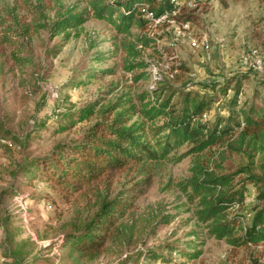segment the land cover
I'll use <instances>...</instances> for the list:
<instances>
[{"label": "rangeland", "instance_id": "obj_1", "mask_svg": "<svg viewBox=\"0 0 264 264\" xmlns=\"http://www.w3.org/2000/svg\"><path fill=\"white\" fill-rule=\"evenodd\" d=\"M180 7L179 13L193 20L168 18L148 31L157 41L137 59L148 68L136 71L146 76L135 83L123 68L125 52L116 49L110 24L91 19L69 29L68 39L53 28L65 10L88 8L86 0H0V264H254L260 259L261 247L237 251L209 236L210 223L200 220V199L189 196L188 179L195 160L218 175H232L233 190L243 193L244 201L231 208L230 218H243L246 227L264 207L250 178L264 179V153L253 158L216 146L197 158L185 146L169 155H182L180 162L164 160L145 173L135 168L109 174L70 196L49 180L30 184L19 177L27 161L50 157L60 143L79 139L101 121L97 112L78 121L82 109L95 102L98 110L157 91L172 94L180 106L193 94L212 99L204 120L214 125L245 102L264 99V68L252 65L253 51L264 53V0L183 1ZM203 38L209 52L190 45ZM13 53L29 56L32 64L19 68ZM137 187L140 194L121 221L128 233L122 247L94 261L70 252L65 246L70 223L92 217L99 195L125 196Z\"/></svg>", "mask_w": 264, "mask_h": 264}, {"label": "trees", "instance_id": "obj_2", "mask_svg": "<svg viewBox=\"0 0 264 264\" xmlns=\"http://www.w3.org/2000/svg\"><path fill=\"white\" fill-rule=\"evenodd\" d=\"M86 1L88 8L82 11L68 9L59 14L53 28L61 34L79 29L91 19L110 24L116 31V49L125 52L123 68L132 73L134 82L138 83L146 73L136 71H145L148 64L137 59L143 50L156 44L157 38L148 33L155 21L167 15V19L190 22L191 15L179 13L180 3L194 1L202 5L205 0H179L178 5L172 0ZM149 14L153 16L148 17ZM69 36L70 33H66L67 39ZM13 60L19 68L33 62L29 56L19 53H13ZM107 73L113 71H103L102 75ZM135 100L119 99L98 110L94 107L97 102L84 107L78 121L88 120L96 112L101 121L90 126L79 139L60 143L50 157L27 161L19 177L23 176L30 184L49 180L70 196L109 174L135 168L145 173L164 160L180 162L182 155H169L185 146L189 147L187 153L197 158L216 146L225 147V153L233 150L249 153L253 158L264 153V99L252 105L245 102L232 117L214 125L204 120L212 99L188 94L182 105L177 106L172 94L164 96L157 91H143ZM192 172V178L188 179L192 190L189 196L200 199L199 218L210 223L209 236L228 241L237 251L247 246L264 249V207L258 209L245 227L243 218L236 222L230 218L231 208L244 201V194L233 190V176L218 175L199 160L194 161ZM246 173L251 171L246 169ZM250 178L258 185L260 199L264 201V179L252 174ZM125 194L109 199L99 195L97 211L92 217L77 219L68 225L65 246L71 253L77 252L94 261L111 253L114 247L123 246L128 233L121 221L140 194L139 187L128 189ZM262 256L254 264H264Z\"/></svg>", "mask_w": 264, "mask_h": 264}, {"label": "built area", "instance_id": "obj_3", "mask_svg": "<svg viewBox=\"0 0 264 264\" xmlns=\"http://www.w3.org/2000/svg\"><path fill=\"white\" fill-rule=\"evenodd\" d=\"M172 2H174L176 5L179 4V0H172ZM152 14H149L148 17H152ZM165 19H167V15L157 19L155 21V25L165 21ZM190 45L192 48L194 49H199L202 48L204 49L206 52L210 51V43L208 41V39H201V40H192L190 42ZM252 65L256 70L261 71L264 68V53H259L258 51H253L252 53Z\"/></svg>", "mask_w": 264, "mask_h": 264}]
</instances>
